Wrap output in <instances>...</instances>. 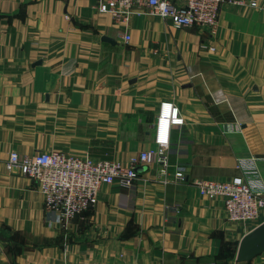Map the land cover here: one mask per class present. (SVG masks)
<instances>
[{
    "label": "crops",
    "instance_id": "obj_1",
    "mask_svg": "<svg viewBox=\"0 0 264 264\" xmlns=\"http://www.w3.org/2000/svg\"><path fill=\"white\" fill-rule=\"evenodd\" d=\"M250 1L225 0L206 27L176 26L145 6L125 21L94 0H0V264L235 258L264 207L255 223L230 220L222 197L195 180L228 179L236 156L252 154L264 181V0ZM164 98L185 120L171 129L166 171L136 165L130 185L102 184L68 221L44 208L32 178L5 166L11 150L128 160L154 145ZM237 263L264 264V251Z\"/></svg>",
    "mask_w": 264,
    "mask_h": 264
},
{
    "label": "built area",
    "instance_id": "obj_2",
    "mask_svg": "<svg viewBox=\"0 0 264 264\" xmlns=\"http://www.w3.org/2000/svg\"><path fill=\"white\" fill-rule=\"evenodd\" d=\"M225 0H94L100 12L127 21L133 12L146 7L176 26H215L221 4ZM244 3L245 0H233ZM256 5L255 0L249 2ZM129 38V34H124ZM213 49V46H210ZM217 99V98H216ZM226 100V98H222ZM185 120L178 104L170 98L159 101L153 128V146L140 150L128 160L79 156L67 151L48 149L20 155L9 152L5 166L17 168L32 178L42 194L44 208L54 211L56 220L65 222L92 206L102 184L118 182L130 185L138 172L136 165L156 162L165 172L168 166L170 134L173 126ZM238 173L228 179L196 178L201 194L221 196L228 219L244 224L255 223L264 207V181L256 156L239 155L235 158ZM173 176L184 179V167L177 165ZM254 227V226H253Z\"/></svg>",
    "mask_w": 264,
    "mask_h": 264
},
{
    "label": "water",
    "instance_id": "obj_3",
    "mask_svg": "<svg viewBox=\"0 0 264 264\" xmlns=\"http://www.w3.org/2000/svg\"><path fill=\"white\" fill-rule=\"evenodd\" d=\"M102 38L107 41L113 40L106 35L102 36ZM262 251H264V220L242 235L234 259L236 261L250 260Z\"/></svg>",
    "mask_w": 264,
    "mask_h": 264
},
{
    "label": "rangeland",
    "instance_id": "obj_4",
    "mask_svg": "<svg viewBox=\"0 0 264 264\" xmlns=\"http://www.w3.org/2000/svg\"><path fill=\"white\" fill-rule=\"evenodd\" d=\"M234 262H236V264H238L237 263V261L234 259V256H233V254H232V257H218V258H216L215 259V262H214V264H230V263H234Z\"/></svg>",
    "mask_w": 264,
    "mask_h": 264
},
{
    "label": "trees",
    "instance_id": "obj_5",
    "mask_svg": "<svg viewBox=\"0 0 264 264\" xmlns=\"http://www.w3.org/2000/svg\"><path fill=\"white\" fill-rule=\"evenodd\" d=\"M232 254H233V256H234V253H233V252H229L228 254H225V255H224V254H221V256H224V257H225V256H226V257H227V256H228V257H232Z\"/></svg>",
    "mask_w": 264,
    "mask_h": 264
}]
</instances>
